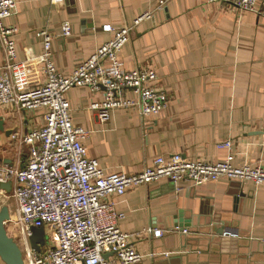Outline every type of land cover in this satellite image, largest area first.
Instances as JSON below:
<instances>
[{"label": "crops", "instance_id": "1", "mask_svg": "<svg viewBox=\"0 0 264 264\" xmlns=\"http://www.w3.org/2000/svg\"><path fill=\"white\" fill-rule=\"evenodd\" d=\"M146 11L153 16L136 27L119 57L127 70L153 69L167 105L146 118L135 106L116 108L102 121L91 104L104 100L103 89L72 88L67 98L73 121L92 130L84 140L89 157L107 173H138L156 157L177 153L193 161L231 157L235 166L264 167V16L207 0H17L5 23L17 27L12 37L18 60L42 53L39 33H51V59L69 76L114 37L107 25H129ZM64 22L71 25L66 36ZM5 57L0 49V77ZM27 76L31 87L45 80L38 66ZM127 97L136 99L134 92ZM46 110L0 105V163L22 164L28 147L18 136L42 126ZM110 199L124 215L120 227L130 243L144 255L157 253L138 264H264V183L162 179Z\"/></svg>", "mask_w": 264, "mask_h": 264}, {"label": "built area", "instance_id": "2", "mask_svg": "<svg viewBox=\"0 0 264 264\" xmlns=\"http://www.w3.org/2000/svg\"><path fill=\"white\" fill-rule=\"evenodd\" d=\"M207 1L227 3L264 16V0ZM16 9L17 0H0V49L6 56L0 77V105L26 111L47 109L42 126L15 136L28 147L22 164L0 163V185L11 183L9 192L1 187L0 191L15 200L26 240V246H20L26 264H138L146 256H157L156 252L144 255L130 243V235L120 227L124 215L111 195H123L132 188L162 179L193 185L221 177L264 183V167L235 166L231 157L223 162L193 161L180 153L169 158L158 156L138 173H107L97 159L89 157L84 140L92 130L74 123L67 93L77 86H88L92 92L103 89L104 100L91 104L102 121L110 118L111 110L121 107L135 106L143 118L160 113L168 99L154 84L157 73L139 65L127 70L119 57L136 27L150 19L154 11H146L123 27L107 25L105 28L113 31L114 37L65 76L51 59L52 35L47 30L39 33L44 43L42 53L29 52L26 59H17L12 37L17 27L5 23ZM70 32V23L64 22L62 34ZM32 66L41 68L45 78L42 85L28 84V69ZM128 92H134L136 99L128 98ZM224 144L231 146L229 141ZM11 221L12 214L5 222L6 228ZM32 226L45 227L47 239L41 252L30 245ZM148 232L157 237L163 234L151 228ZM225 232L237 235L231 229ZM52 238L54 246L50 245Z\"/></svg>", "mask_w": 264, "mask_h": 264}, {"label": "water", "instance_id": "3", "mask_svg": "<svg viewBox=\"0 0 264 264\" xmlns=\"http://www.w3.org/2000/svg\"><path fill=\"white\" fill-rule=\"evenodd\" d=\"M0 130L5 131V117L2 115H0ZM7 132L9 133V131ZM0 187L9 192L11 190V183L1 184ZM10 218V208L4 205L0 209V264H26L20 245L7 232L5 222ZM179 226L183 227L182 230L185 229L182 223ZM224 230L225 228H223V231L221 229L220 232L222 233ZM30 231V245L37 252H41L46 245L47 239L45 227L32 226Z\"/></svg>", "mask_w": 264, "mask_h": 264}, {"label": "rangeland", "instance_id": "4", "mask_svg": "<svg viewBox=\"0 0 264 264\" xmlns=\"http://www.w3.org/2000/svg\"><path fill=\"white\" fill-rule=\"evenodd\" d=\"M9 206L12 211V221L7 225L8 234L15 239V241L22 246L23 248L26 246V240L24 235V229L22 225L18 221V213L16 211V203L15 200L10 194L4 193L0 191V209L4 206ZM13 228V229H12ZM19 236V237H18Z\"/></svg>", "mask_w": 264, "mask_h": 264}, {"label": "bare ground", "instance_id": "5", "mask_svg": "<svg viewBox=\"0 0 264 264\" xmlns=\"http://www.w3.org/2000/svg\"><path fill=\"white\" fill-rule=\"evenodd\" d=\"M12 212V211H11ZM13 229V228H12ZM19 237V236H18Z\"/></svg>", "mask_w": 264, "mask_h": 264}]
</instances>
